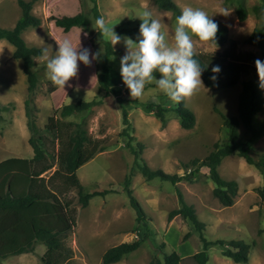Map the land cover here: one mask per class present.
<instances>
[{"label":"rangeland","instance_id":"374dc122","mask_svg":"<svg viewBox=\"0 0 264 264\" xmlns=\"http://www.w3.org/2000/svg\"><path fill=\"white\" fill-rule=\"evenodd\" d=\"M26 1H34L32 12L42 20L39 27H31L23 32L29 46L47 48L51 58L58 50L56 40L67 37L77 48L81 46V50L86 48L93 54L100 53L99 58L92 60L90 66L80 62L78 76L70 80L71 86L66 85L65 89L53 86L46 77V60L42 57L36 58L34 69L38 73L39 83L36 91L31 94L22 63L13 57L14 46L6 40H0V104L3 107V120L0 122V162L10 157L34 156V150L29 143L32 132L26 113V100L29 97L32 99V116L40 134L45 136V148L53 155L50 160L53 168L44 174L46 179L58 168L57 153L61 145L58 140H54L52 132L46 130L49 117L58 121L64 138L73 129L70 122L84 120L92 140L107 147L83 165L77 175L86 191L112 192L91 198L87 207L80 204L76 188L62 195V199L72 200L77 218L75 228L65 239L66 247L72 249L73 254L64 263L104 264L103 254L110 247L144 237L145 229L137 221V214L126 190L125 179L131 174L129 188L146 213L145 220L150 229V237L139 249L111 264H152L155 258L163 260L164 254L172 251L181 255L180 264H197L193 255L203 249L199 232L182 215L175 216L172 220L168 218L170 211L180 207L177 188L186 202L195 207L199 219L205 223L204 235L208 240L242 239L252 245L249 261L245 264H264V201L258 194V188L263 184L260 171L238 155L224 158L219 166L221 175L227 180L237 181L239 187L231 206L222 205L214 196L215 185L206 166H202L195 175L191 174L192 160L204 159L213 150L216 142H227L223 118L216 109L227 116L237 115L241 81L248 78L259 81L255 63H250L249 73L242 75L236 86L213 90L203 82L198 92L185 100L186 106L196 115V125L193 128H182L174 112L167 114L166 123L163 124L146 105L157 103V100L166 107H172L176 103L161 93L155 81L146 85L141 98L133 100L120 74V59L126 52L123 38L129 37L136 41L139 36L142 21L138 16L144 10L151 11L152 18L161 22L162 31L171 45L174 42L177 18L172 11L159 8L156 0H96L100 16L122 37L120 43L112 46L114 54L108 58L105 81L114 92L106 93L98 82L106 47L99 32L94 29L96 18L92 12L93 1ZM173 1L180 9L191 6L204 10L213 21L223 23L228 28V42L224 45H216L210 41L200 42L194 37L195 52L212 57L223 56L230 41L236 40L237 52L243 55L251 53V60L257 58L264 61L256 47L244 43L264 19L263 12L257 15L253 11V6L261 4V0ZM240 5L248 10V16L243 21L237 14ZM225 10L230 12L227 16L221 14ZM80 12L85 15L84 25L74 27L68 32L57 27L50 19L53 16H73ZM21 14L18 0H0V27L13 28ZM77 86L79 91L76 90ZM80 100H97L99 104L91 111L62 117L61 110L64 105ZM123 108L128 111V132L133 137L132 145L138 150V143L144 144L140 159L153 169L186 175L185 179L176 185L160 178L147 180L135 164L134 154L127 146L129 138L122 134L126 127L123 122ZM253 123L261 130L252 151V155L258 159L264 152V109L254 118ZM240 132L245 134L244 127L240 128ZM60 181L59 178L57 182ZM45 250L44 244H36L33 252L8 260L10 264H43L41 256ZM223 251L222 246H210L207 264H244L227 258ZM0 263H6V260H0Z\"/></svg>","mask_w":264,"mask_h":264},{"label":"trees","instance_id":"16d2710c","mask_svg":"<svg viewBox=\"0 0 264 264\" xmlns=\"http://www.w3.org/2000/svg\"><path fill=\"white\" fill-rule=\"evenodd\" d=\"M94 6L92 12L94 17L100 18L96 0H92ZM161 9L172 11L176 17L181 14L180 7L173 0H156ZM261 4L253 6V11L258 15L264 14V0ZM22 9L21 17L17 20L13 28L0 27V40H6L14 46L13 57L21 61L23 71L27 77L28 90L32 94L36 91L39 76L35 71V59L42 57L44 48L29 46L23 37V32L31 27H39L42 24L40 17L33 14L34 1L18 0ZM237 14L240 20H245L248 16L247 7L240 5L237 8ZM264 17V16H263ZM55 25L62 28L65 32L74 27H79L85 22V15L80 12L73 16L51 17ZM218 24V32L215 41H210L216 45H224L228 42V28L223 23ZM104 42L106 52L102 58V71L98 75L99 86L103 87L106 93L114 92L107 85L105 76L108 72V58L114 54V49L109 41ZM245 44L254 46L258 49L261 57L264 59V19L260 26L255 27L253 32L245 39ZM253 54L243 55L237 52V41L231 40L226 54L223 56H206L195 52L194 59L198 60L202 71V80L206 86L213 90L228 89L236 86L241 81L242 75H247L251 67V62L255 63L257 58ZM219 66V73H212V68ZM160 77V73H155ZM216 75L214 81L211 76ZM242 90L239 95L237 115L227 116L219 109L217 112L222 116L224 127L227 132V142L221 144L216 142L213 150L204 159H194L191 161L193 169L192 175H195L202 166L209 169L210 179L214 183L213 194L224 206L234 204L235 197L238 194V183L235 180L223 178L219 171L224 158L230 155L243 157L248 164L255 166L261 173L263 184L258 188V194L264 201V152L256 159L252 155L254 142L261 135V130L254 125V118L264 109V91L258 87V81L255 79H244L241 81ZM31 97L26 100V113L28 117V126L32 132L29 143L34 150L32 158L10 157L0 162V260L11 256L21 255L33 252L36 244H44L46 250L41 256L43 264H65L72 257V249L66 247L65 239L76 226V209L73 208L71 199H62V195L69 190L76 188L78 190L79 202L82 207L89 205L90 199L95 196H104L111 190L86 191L82 185L77 171L98 152L105 150V145L99 144L90 137L84 120L80 122H70L73 129L64 138L62 127L58 126V121L54 117H49V124L46 130L51 131L54 140L60 142V148L57 153L58 168L50 175L48 179L44 176L53 168L51 158L53 155L45 148V142L40 129L32 116L30 107ZM97 100L83 101L64 105L61 110L62 117L91 111L97 106ZM146 108L154 113L163 124L166 123L167 114L174 112L184 129H191L196 125L195 112L186 106L185 100L172 107L163 106L160 103H148ZM3 107L0 104V122L3 120ZM123 122L126 126L122 134L129 138L128 148L135 157V164L141 170L147 180L160 178L169 181L173 185L181 182L187 176L170 174L162 169H153L146 162L140 159L143 143H138L139 149L132 145L133 137L128 132L130 120L128 111L123 108ZM244 127L245 134L240 132ZM61 179L60 183L57 180ZM132 175L128 174L125 179L126 190L130 199L132 208L137 214V221L142 223L145 229L144 237L132 242H123L110 247L102 257L104 264L119 262L124 256L136 251L143 242L150 237V229L145 220V211L142 205L133 195L129 188ZM62 184V187H61ZM180 207L169 212L168 218L172 220L175 216L182 215L189 219L194 225L195 230L199 232V237L203 249L193 255L197 264H207L209 261L210 246L219 245L224 248L223 255L232 259L236 263H247L249 261L252 245L242 239L230 240H208L205 235V223H203L193 205L186 202L184 195L177 188ZM181 255L177 251L165 253L164 259L155 258L152 264H180Z\"/></svg>","mask_w":264,"mask_h":264},{"label":"clouds","instance_id":"9594fccd","mask_svg":"<svg viewBox=\"0 0 264 264\" xmlns=\"http://www.w3.org/2000/svg\"><path fill=\"white\" fill-rule=\"evenodd\" d=\"M229 13L225 10L221 14L227 16ZM138 18L142 21L139 36L136 41L129 37L123 38L126 52L120 59V74L131 98H141L146 85L153 81L161 93L176 104L191 98L203 85V68L194 59L193 38H198L200 42L215 41L218 24L204 10L185 6L176 18L174 42L170 45L162 31L161 22L152 18L151 11L144 10ZM94 29L113 47L122 40L103 17L95 20ZM56 41L58 50L55 55L49 58L48 49L45 48L42 58L47 62V79L54 87L65 89L69 81L78 76L80 62L90 66L100 53L93 54L86 48L81 50V46L77 48L67 37ZM255 67L259 77L258 87L264 90V61L256 59ZM220 71L219 66L212 68L214 74ZM157 72L161 74L159 79L155 75ZM210 79L215 81L217 77L213 75ZM76 90L79 91V86ZM156 102L159 103V100Z\"/></svg>","mask_w":264,"mask_h":264},{"label":"crops","instance_id":"0c3cea01","mask_svg":"<svg viewBox=\"0 0 264 264\" xmlns=\"http://www.w3.org/2000/svg\"><path fill=\"white\" fill-rule=\"evenodd\" d=\"M21 255H23V254H21ZM16 256H18V255H16ZM16 256H11V257H9V258H6V259H3V260H6V263H0V264H10V259L11 258H14V257H16ZM9 259V260H8ZM8 260V261H7Z\"/></svg>","mask_w":264,"mask_h":264},{"label":"built area","instance_id":"2783aa9c","mask_svg":"<svg viewBox=\"0 0 264 264\" xmlns=\"http://www.w3.org/2000/svg\"><path fill=\"white\" fill-rule=\"evenodd\" d=\"M122 84V83H121Z\"/></svg>","mask_w":264,"mask_h":264}]
</instances>
